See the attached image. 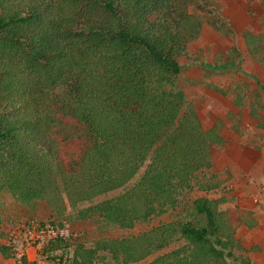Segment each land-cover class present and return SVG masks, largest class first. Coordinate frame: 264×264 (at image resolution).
<instances>
[{
    "label": "trees",
    "instance_id": "1",
    "mask_svg": "<svg viewBox=\"0 0 264 264\" xmlns=\"http://www.w3.org/2000/svg\"><path fill=\"white\" fill-rule=\"evenodd\" d=\"M203 23L186 0H0V191L23 203L45 200L55 214H99L121 229L174 208L222 141L176 86L179 59ZM243 37L264 67L260 37ZM143 166L123 192L92 203ZM217 205L199 197L181 219L77 243L71 263L95 264L104 251L129 264L182 241L148 264H229L242 246ZM0 254L13 252L2 245Z\"/></svg>",
    "mask_w": 264,
    "mask_h": 264
},
{
    "label": "rangeland",
    "instance_id": "2",
    "mask_svg": "<svg viewBox=\"0 0 264 264\" xmlns=\"http://www.w3.org/2000/svg\"><path fill=\"white\" fill-rule=\"evenodd\" d=\"M186 3L187 11L200 14L204 23L179 59L182 69L177 76L176 86L185 92L187 101L196 107L203 129L214 128L222 137V141L213 145L212 165L194 174L190 187L183 188V192L177 196L174 208L139 222L132 229L110 225L99 214L87 219L77 218L73 209L55 214L45 200L23 203L7 190H2L0 247L5 245L10 228L25 218L61 221L82 234L80 243L94 246L101 239L139 234L159 224L181 219V215L191 212L192 202L202 197L218 200L217 210L226 215L235 228V237L244 249L240 250L239 259L230 260L229 264H240L242 258H247L250 264H264V205L251 201L263 177L261 171L264 168V67L249 53L243 37V32L249 31L259 36L264 45V0H212L206 3L186 0ZM207 19L216 20L221 31L209 26ZM232 48L235 50L232 51ZM224 64L232 66L221 69L214 67ZM237 142L260 151L259 159L263 165L257 172L252 166L251 173L246 175L242 185L236 183L235 178L238 177L234 174L239 173L237 162L244 163L245 156L229 159L226 156L229 152L224 150ZM144 168L125 187L100 195L92 203L123 192L141 176ZM213 184L217 186L206 188ZM88 204L86 202L79 206ZM191 220L197 221L193 213ZM181 243L176 241L142 261L129 264H148L157 254L170 251ZM73 248L57 243L48 256L59 264H72ZM99 253L100 259L95 264H122L113 260L107 252ZM4 258L0 254V264H4Z\"/></svg>",
    "mask_w": 264,
    "mask_h": 264
},
{
    "label": "built area",
    "instance_id": "3",
    "mask_svg": "<svg viewBox=\"0 0 264 264\" xmlns=\"http://www.w3.org/2000/svg\"><path fill=\"white\" fill-rule=\"evenodd\" d=\"M254 204L264 205V173L256 192L251 196ZM82 234L68 225L54 220L41 221L25 218L14 224L5 239L11 248L15 264H59L52 260L44 250L53 243L71 248L80 243Z\"/></svg>",
    "mask_w": 264,
    "mask_h": 264
},
{
    "label": "crops",
    "instance_id": "4",
    "mask_svg": "<svg viewBox=\"0 0 264 264\" xmlns=\"http://www.w3.org/2000/svg\"><path fill=\"white\" fill-rule=\"evenodd\" d=\"M224 150H225V152H229L228 155H231V156L226 155L229 159H233L234 156H236L238 158H239V156H245L244 163L237 162V164H238L237 167L239 168V170H238L239 173L234 174L235 177H238V178H235L237 180L236 183H239L240 185H242V183L245 182L244 180H245L246 175L248 173L249 174L251 173L250 171H252V166L255 167V170L257 172L258 169L262 165V160L259 159L260 151L255 150L254 148L244 146V145L239 144L237 142V143H234V145L232 144L230 146H227ZM247 156H249V158H247ZM253 156H255V158ZM240 172H242V174ZM261 172H262V174L264 173V168H262ZM3 263L4 264H15L13 258H11V257L4 258Z\"/></svg>",
    "mask_w": 264,
    "mask_h": 264
}]
</instances>
